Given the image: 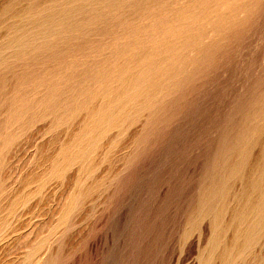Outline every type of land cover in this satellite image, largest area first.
<instances>
[{
  "label": "rangeland",
  "instance_id": "obj_1",
  "mask_svg": "<svg viewBox=\"0 0 264 264\" xmlns=\"http://www.w3.org/2000/svg\"><path fill=\"white\" fill-rule=\"evenodd\" d=\"M263 154L264 0H0V264H264Z\"/></svg>",
  "mask_w": 264,
  "mask_h": 264
},
{
  "label": "bare ground",
  "instance_id": "obj_2",
  "mask_svg": "<svg viewBox=\"0 0 264 264\" xmlns=\"http://www.w3.org/2000/svg\"><path fill=\"white\" fill-rule=\"evenodd\" d=\"M3 12H4V11H3ZM32 25H33V24H32ZM32 25H31V26H32ZM5 28H6V27H5ZM33 29H34V28H33ZM16 30H17V29H16ZM19 30H20V29H19ZM17 31H18V30H17ZM14 34H16V33L14 32ZM16 35H17V34H16ZM47 35H48V33L46 34V36H47ZM29 36H32V35H29ZM44 36H45V35H44ZM32 37H34V36H32ZM5 39H6V38H5ZM7 39H8V37H7ZM7 39H6V40H7ZM15 39H17V37H15ZM33 39H34V38H33ZM17 40H18V39H17ZM24 41L26 42V40H24ZM10 42H11V41H10ZM10 42H9V43H10ZM21 42H22V41H21ZM30 42H31V41H30ZM13 43H15V42H13ZM13 43H12V44H13ZM17 44H18V43H17ZM25 44H26V43H25ZM50 44H51V43H50ZM50 44H49V45H50ZM45 45H46V44H45ZM51 45H52V44H51ZM22 46H23V45H22ZM30 46H31V45H30ZM18 47H19V46H18ZM26 47H29V46H26ZM49 47H50V46H49ZM14 48H15V47H14ZM23 48H25V47H23ZM29 48H30V47H29ZM32 48H33V47H32ZM41 48H42V47H41ZM46 48H47V46H46ZM14 52H15V51H14ZM14 54H15V53H14ZM263 155H264V154H263ZM262 157H263V156H262ZM263 193H264V192H263Z\"/></svg>",
  "mask_w": 264,
  "mask_h": 264
}]
</instances>
